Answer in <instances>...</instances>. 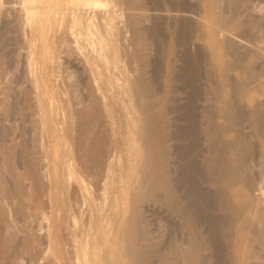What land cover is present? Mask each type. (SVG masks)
I'll return each mask as SVG.
<instances>
[{
  "label": "rangeland",
  "instance_id": "rangeland-1",
  "mask_svg": "<svg viewBox=\"0 0 264 264\" xmlns=\"http://www.w3.org/2000/svg\"><path fill=\"white\" fill-rule=\"evenodd\" d=\"M27 1L0 0V264H264V0Z\"/></svg>",
  "mask_w": 264,
  "mask_h": 264
},
{
  "label": "bare ground",
  "instance_id": "bare-ground-1",
  "mask_svg": "<svg viewBox=\"0 0 264 264\" xmlns=\"http://www.w3.org/2000/svg\"><path fill=\"white\" fill-rule=\"evenodd\" d=\"M23 1V0H22ZM30 1V3L31 2H33L32 4H25V2H26V0H25V2L23 3L24 4V6H23V9H24V16H25V18L24 19H27V23L28 22H31V21H33L35 18H36V16L38 15V9H40V8H42L44 11H45V13H46V17H48V18H52V17H54L55 18V16H56V12L58 11V10H60L59 12H63V13H59L60 15H65L66 13H68L69 11H67L66 10V12L64 11L65 9H64V7H62L61 6V3H64V1L63 0H44L45 2H44V4L46 3V5H43V6H37V5H34V2L35 1H39V4H40V1H42V0H28L27 2H29ZM63 1V2H62ZM79 1V0H78ZM97 2V1H96ZM42 3V2H41ZM88 3H92L91 1H88ZM87 3V4H88ZM93 3L95 4V2L93 1ZM99 3H101V2H99ZM230 3V1L228 2V4ZM234 3H236V2H234ZM80 4H86V3H80ZM92 5V4H91ZM97 5V4H96ZM231 6V5H230ZM234 5H232V7H233ZM22 7V6H21ZM237 7V6H236ZM66 8V7H65ZM41 9V10H42ZM52 9V10H51ZM67 9H68V7H67ZM75 9V8H74ZM73 9V10H74ZM54 10V11H53ZM72 10V11H73ZM76 10V9H75ZM43 12V11H42ZM76 11H73L72 12V14H67V15H70L69 17H70V20H69V22H70V27L71 26H76V25H80V26H83V27H85V28H87V27H89V23H87V21H85V20H82L81 18H83V17H81L80 18V14L79 13H75ZM99 12V11H98ZM44 13V14H45ZM71 13V12H70ZM80 13H82V12H80ZM105 13V12H104ZM53 14H55L54 16H53ZM82 15V14H81ZM60 17V16H59ZM62 17V16H61ZM89 17H91V16H89ZM233 17V16H232ZM104 18V17H103ZM102 18V19H103ZM109 18H110V15H109ZM230 18H231V16H230ZM229 18V19H230ZM23 19V18H22ZM49 19V20H50ZM85 19V18H84ZM221 19V18H220ZM97 20V19H96ZM114 20V19H113ZM222 20V19H221ZM232 20V19H231ZM23 21V20H22ZM111 21H112V19H111ZM227 21V20H226ZM225 22V21H224ZM229 22V21H228ZM236 22V21H235ZM24 23V22H23ZM60 23V22H59ZM92 23V22H91ZM104 23V22H103ZM108 23V22H107ZM221 23H223V22H221ZM32 24V23H31ZM31 24H30V26H31ZM67 24V23H66ZM94 24V23H93ZM111 24V23H110ZM231 24V23H230ZM239 24H241V23H239ZM28 25V24H27ZM65 25V24H64ZM98 25V24H97ZM33 26H34V24H33ZM100 26H102V25H100ZM104 26H105V24H104ZM229 26H231V25H229ZM32 28V27H31ZM69 28V27H68ZM85 28H83V30L85 31ZM91 28V27H90ZM89 28V29H90ZM94 28V27H93ZM97 28H99L98 26H97ZM109 28V27H108ZM107 28V29H108ZM61 29H63V28H61ZM114 29V28H113ZM79 30V29H78ZM200 32V31H199ZM34 33H35V30H34ZM76 33V32H75ZM80 33V32H79ZM78 33V34H79ZM202 33V32H201ZM204 33V32H203ZM31 34V33H30ZM29 34V35H30ZM83 34V33H82ZM81 34V35H82ZM99 34V33H98ZM101 34V33H100ZM113 34V33H112ZM80 35V36H81ZM109 35V34H108ZM27 36H28V34H27ZM72 36V35H71ZM85 36V35H84ZM87 36V35H86ZM29 37V36H28ZM32 37V36H31ZM34 37H35V35H34ZM47 37V36H46ZM75 37V36H74ZM91 37V36H90ZM111 37V36H110ZM36 38V37H35ZM71 38V37H70ZM77 38V37H76ZM96 38V37H95ZM105 38V37H104ZM29 39H31V38H29ZM28 39V40H29ZM87 39V38H86ZM100 39V38H99ZM98 39V40H99ZM102 39V38H101ZM33 40V39H32ZM32 40H30L31 41V43H32ZM76 41V40H75ZM107 41V40H106ZM29 42V41H28ZM79 42V41H78ZM31 43H29L30 45H31ZM99 43V42H98ZM27 44V43H26ZM33 44H35V42L34 43H32V45ZM80 44V43H79ZM82 44V43H81ZM99 44H101V43H99ZM29 45V46H30ZM32 45L30 46V47H32ZM36 45V44H35ZM78 45V44H77ZM92 45H94L93 43H92ZM75 46V45H74ZM103 46V45H102ZM129 46V45H128ZM26 47V46H25ZM80 47V46H79ZM82 47V46H81ZM99 47V46H98ZM33 48H34V46H33ZM93 48V47H92ZM97 48V47H96ZM96 48H94V49H96ZM109 48V47H108ZM106 49H107V47H106ZM29 50V49H28ZM32 50V49H31ZM87 50V49H86ZM102 50V49H101ZM96 51V50H95ZM229 51V50H228ZM28 52H30V51H28ZM28 52H27V55H28ZM90 52V51H89ZM104 52V51H103ZM110 52V51H109ZM31 53V55H32V51L30 52ZM30 53H29V56H31L30 55ZM86 53V52H85ZM93 53V52H92ZM91 53V54H92ZM102 53V52H101ZM209 53V52H208ZM96 54V53H95ZM99 54V53H98ZM110 54H111V52H110ZM109 54V55H110ZM26 55V56H27ZM35 56V55H34ZM38 56V55H37ZM86 56V55H85ZM88 56H89V54H88ZM110 56H112V55H110ZM109 56V58H111ZM96 57H97V55H96ZM28 58H30V57H28ZM31 58H32V56H31ZM30 58V59H31ZM86 57H84L83 59H85ZM234 58V57H233ZM236 58V57H235ZM243 58V57H242ZM257 58V57H256ZM30 59H29V61H30ZM35 58L33 57V59L32 60H34ZM115 59V58H114ZM247 59V58H246ZM27 60V59H26ZM35 60H37V59H35ZM35 60H34V62H35ZM87 60H89V59H87ZM86 60V61H87ZM90 60H91V58H90ZM97 60V59H96ZM237 60V59H236ZM25 61V60H24ZM28 61V62H29ZM94 61H95V59H94ZM98 61V60H97ZM96 61V62H97ZM100 61V60H99ZM247 61V60H246ZM256 62V61H255ZM36 63V62H35ZM88 62H86V64H87ZM230 63V62H229ZM238 63H239V61H238ZM29 64V63H28ZM37 64V63H36ZM89 64H90V62H89ZM96 64V63H95ZM101 64H102V62H101ZM225 64V63H224ZM233 64V63H232ZM33 65H34V63H33ZM227 65V64H226ZM226 65H224L225 67H226ZM250 65V64H249ZM27 66V65H26ZM31 66H32V64H30L29 65V67H30V69H31ZM96 66V65H95ZM102 66V65H101ZM211 66H212V64H211ZM229 66V65H228ZM240 66H241V64H240ZM245 66V65H244ZM252 66V65H251ZM32 67H34V66H32ZM38 67V66H37ZM94 67V66H93ZM97 67H98V64H97ZM104 67V66H103ZM225 67H224V70H226L225 69ZM234 67V66H233ZM236 67V66H235ZM239 67V66H238ZM241 67H243V66H241ZM35 68V67H34ZM34 68L32 69V71H33V73H34ZM92 68V67H91ZM106 67H104L103 69H105ZM222 68V67H221ZM230 68V67H229ZM228 67H227V69H229ZM237 68V67H236ZM247 68V67H246ZM249 68V67H248ZM247 68V69H248ZM28 70L29 72L31 71V70ZM94 69V68H93ZM101 69V68H100ZM245 69V68H244ZM263 69V68H262ZM95 70V69H94ZM98 71L97 72H99V69H97ZM208 70V69H207ZM222 70V69H221ZM220 70V71H221ZM31 71V72H32ZM89 71V70H88ZM105 71H106V69H105ZM227 71V70H226ZM225 71V72H226ZM248 71V70H247ZM206 72V71H205ZM222 72H224V71H222ZM249 72V71H248ZM90 73V72H89ZM95 73V72H94ZM94 73H92V74H94ZM209 73V72H208ZM221 74V73H220ZM227 74V73H226ZM246 74H247V72H246ZM41 75V74H40ZM96 75H98L97 73H96ZM107 75V74H106ZM127 75V74H126ZM134 75V74H133ZM208 75H210V74H208ZM211 75H213V74H211ZM230 75V74H229ZM31 76V75H30ZM92 76V75H91ZM125 76V75H124ZM201 76V75H200ZM221 76H225V74L223 75V74H221ZM33 77H34V75H33ZM39 77V76H38ZM43 77V76H42ZM212 77V76H211ZM217 77V76H216ZM32 78V77H31ZM40 78V77H39ZM97 78V77H96ZM107 78V80H109L108 79V77H106ZM106 78L104 79V80H106ZM36 79V78H35ZM123 79H124V77H123ZM122 79V80H123ZM129 79H130V77H129ZM134 79V78H133ZM132 79V80H133ZM208 79V78H207ZM206 79V80H207ZM233 79V78H232ZM240 79H242V78H240ZM247 79V78H246ZM245 79V80H246ZM264 79V78H263ZM37 80H38V78H37ZM93 80V79H92ZM221 80H223L224 81V79L223 78H221ZM228 80V79H227ZM236 80V79H235ZM238 80V79H237ZM97 81V80H96ZM98 81H100V80H98ZM97 81V82H98ZM135 81V80H134ZM220 83L222 82V81H220V79L218 80ZM217 81V82H218ZM242 82H243V80H241ZM241 81H240V83H241ZM254 81V80H253ZM32 82H34V81H32ZM37 82V81H36ZM41 82V81H40ZM94 82H95V80H94ZM93 82V83H94ZM136 82V81H135ZM210 82H211V80H210ZM239 82V81H238ZM237 82V83H238ZM251 82V81H250ZM109 83V82H108ZM224 83V82H223ZM245 83V82H244ZM247 83V82H246ZM245 83V85L244 84H242V86L244 85V86H246L247 84ZM252 83V82H251ZM32 84V83H31ZM137 84V83H136ZM214 84V83H213ZM216 84V83H215ZM38 85V84H37ZM110 85H111V83H110ZM217 85H218V83H217ZM238 85V84H237ZM253 85H254V83H253ZM35 86V89L37 88V86L36 85H34ZM242 86L240 85V87L242 88ZM243 86V87H244ZM250 86V85H249ZM197 87V86H196ZM252 87V86H251ZM98 88V87H97ZM240 88V89H241ZM250 88V87H249ZM255 88H257V86L255 87ZM107 89V88H106ZM237 89V88H236ZM245 89V88H244ZM248 89V88H247ZM99 90V89H98ZM102 90V89H101ZM221 90V89H220ZM261 90V89H260ZM33 91V90H32ZM230 91V90H229ZM257 91H258V89H257ZM34 92V91H33ZM33 92H32V94H33ZM260 92V91H259ZM101 93V92H100ZM213 93V92H212ZM214 94V93H213ZM243 94V93H242ZM130 96V95H129ZM216 96V95H215ZM43 97V96H42ZM100 97V96H99ZM102 97V96H101ZM104 97V96H103ZM239 98H240V96H239ZM40 99V98H39ZM100 99V98H99ZM217 99V98H216ZM41 101H43V99L41 100ZM50 101V100H49ZM54 101V100H53ZM104 101V100H103ZM36 102V101H35ZM38 102V101H37ZM105 102V101H104ZM154 102V101H153ZM229 102V101H228ZM39 103V102H38ZM42 103V102H41ZM50 103V102H49ZM144 103V102H143ZM223 103V102H222ZM104 104V103H103ZM105 104H106V102H105ZM141 104V103H140ZM146 105H147V103H145ZM151 104V103H150ZM38 105V104H37ZM47 105H49V104H47ZM47 105H45V106H47ZM145 105V106H146ZM205 105V104H204ZM42 106V105H41ZM217 106V105H216ZM39 107H40V104H39ZM43 107V106H42ZM48 107V106H47ZM104 108H105V105H104ZM225 108H227V107H225ZM225 108H223L224 109V111H225ZM245 108V107H244ZM254 108V107H253ZM38 109V108H37ZM45 109V108H44ZM51 109V108H50ZM50 109H48V111L50 110ZM140 109V108H139ZM206 109V108H205ZM46 110V109H45ZM106 110V109H105ZM109 110V109H108ZM136 110V109H135ZM158 110V109H157ZM227 110V109H226ZM41 111V110H40ZM63 111V110H62ZM211 111V110H210ZM223 111V112H224ZM50 112V111H49ZM130 112V111H129ZM138 112V111H137ZM153 112V111H152ZM209 112V111H208ZM226 112H228V111H226ZM46 113V112H45ZM109 113V112H108ZM111 113V112H110ZM155 113V112H154ZM211 113V112H210ZM131 114V113H130ZM152 114V113H151ZM194 114V113H193ZM224 114H226V115H228L227 113H225L224 112ZM237 114H239V113H237ZM44 115V114H43ZM212 115V114H211ZM220 115H222L221 113H220ZM226 115H225V117H226ZM244 115V114H243ZM242 115V116H243ZM253 115V114H252ZM110 116V115H109ZM108 116V118H110ZM112 116V115H111ZM145 116V115H144ZM158 116V115H157ZM217 116V115H216ZM223 116V115H222ZM228 116H230V115H228ZM40 117H41V115H40ZM47 117H48V115H47ZM114 117V116H113ZM131 117H132V115H131ZM232 117V119H233V116H231ZM42 118H44V117H42ZM48 118H50V116L48 117ZM136 118V117H135ZM144 118V117H143ZM157 118V117H156ZM227 118H229V117H227ZM44 119H46V118H44ZM44 119H42V120H44ZM147 120V119H146ZM244 120V119H243ZM251 120V119H250ZM41 121V120H40ZM135 121V120H134ZM159 121V120H158ZM211 121V120H210ZM213 121V120H212ZM227 121H229V120H227ZM144 122V121H143ZM156 122V121H155ZM160 122V121H159ZM43 123V122H42ZM212 123V122H211ZM210 123V124H211ZM221 123V122H220ZM230 123H231V121H230ZM229 123V124H230ZM239 123V122H238ZM244 123V122H243ZM45 124V123H44ZM142 124V123H141ZM145 124V123H144ZM208 124V123H207ZM228 124V123H227ZM227 124H226V126H227ZM240 124V123H239ZM251 124V123H250ZM146 125V124H145ZM153 125V124H152ZM158 125V124H157ZM212 125H214V124H212ZM47 126V125H46ZM160 126V125H159ZM44 127V126H43ZM139 127V126H138ZM145 127H147V126H145ZM144 127V128H145ZM157 127V126H156ZM197 127V126H196ZM216 127H217V125H216ZM221 127H223V126H221ZM230 127V126H229ZM44 128H46V127H44ZM147 128H150V127H147ZM207 127H205V129H206ZM220 128V127H219ZM219 128H216V129H219ZM227 128V127H226ZM234 128H236V127H234ZM213 129V128H212ZM222 129V128H221ZM241 129V128H240ZM252 129V128H251ZM203 130V129H202ZM223 130H226V129H223ZM146 130H144V132H145ZM147 131H148V129H147ZM197 132V131H196ZM212 132V131H211ZM217 132V131H216ZM152 133V132H151ZM236 133H238V132H236ZM60 134V133H59ZM147 134V133H146ZM206 134V133H205ZM246 134V133H245ZM256 134V133H255ZM260 134V133H259ZM149 135V134H148ZM215 135V134H214ZM209 136V135H208ZM216 136V135H215ZM212 137V136H211ZM234 137H237L236 135L234 136ZM239 137V136H238ZM60 138V137H59ZM209 138V137H208ZM210 140V139H209ZM231 140V139H230ZM229 140V141H230ZM235 139H232V144L234 145H232V144H230V146L232 145L233 147H236L237 149V151L238 152H236V150L234 151V153H235V155H234V153H233V157L231 158V156H229L228 157V159H226V162H225V165H224V167H223V171L221 172V177H223V175L225 176V181H223V184H226V185H233V184H238L240 181H242V180H246V181H249V180H247V176H246V174H245V170H244V162H243V159H244V155L246 154V144H239V141H234ZM239 140H240V138H239ZM242 140V139H241ZM218 141V140H217ZM225 141V140H224ZM223 141V142H224ZM197 143V142H196ZM214 143V142H213ZM225 143V142H224ZM228 143V142H227ZM154 144V143H153ZM229 144V143H228ZM143 145V144H142ZM141 145V146H142ZM145 145H147V144H145ZM160 145V144H159ZM148 146V145H147ZM152 146V145H151ZM228 146V145H227ZM146 147V146H145ZM144 147V148H145ZM158 147V146H157ZM222 147V146H221ZM233 147H232V150H233ZM219 148V147H218ZM217 148V149H218ZM149 149V148H148ZM157 149V148H156ZM209 149V148H208ZM216 149V150H217ZM225 149V148H224ZM230 149V148H229ZM146 150H147V148H146ZM158 150V149H157ZM194 150V149H193ZM215 150V151H216ZM143 151H145V149L143 150ZM160 151H162V149L160 150ZM212 152H213V150H212ZM211 152V153H212ZM217 152V151H216ZM149 153V152H148ZM153 153V152H152ZM161 153V152H160ZM220 154V153H219ZM215 155V154H214ZM156 156V155H155ZM154 156V157H155ZM216 156V155H215ZM223 156V155H222ZM221 156V157H222ZM225 156V155H224ZM147 157H149V156H147ZM207 157V156H206ZM145 158H146V155H145ZM212 158V157H211ZM218 158V157H217ZM226 158V157H225ZM147 159V158H146ZM152 159V158H151ZM204 159H205V157H204ZM213 159V158H212ZM215 159V158H214ZM224 159V158H223ZM223 159H221V160H223ZM261 159V158H260ZM148 160V159H147ZM150 160V159H149ZM154 160V159H153ZM217 160V159H216ZM215 161V160H214ZM213 161V162H214ZM225 161V160H224ZM245 161V160H244ZM141 162V161H140ZM246 162V161H245ZM153 163V162H152ZM70 164V163H69ZM147 164H149V163H147ZM154 164H155V162H154ZM206 164V163H205ZM212 164V163H211ZM146 165V164H145ZM68 166H70V165H68ZM220 166V165H219ZM157 167V166H156ZM194 167V166H193ZM69 168H71V167H69ZM196 168V167H195ZM218 169H219V167H217ZM156 169V168H155ZM209 169H211V168H209ZM141 171V170H140ZM196 171V170H195ZM211 171V170H210ZM216 171H219V170H217L216 169ZM149 172V171H148ZM151 172V171H150ZM213 173V172H212ZM212 173H211V175H212ZM216 173H218V176H219V172H216ZM143 174V173H142ZM193 174H194V169H193ZM248 175V174H247ZM149 177V176H148ZM155 177V176H154ZM211 177V176H210ZM217 177V176H216ZM215 178V177H214ZM224 178V177H223ZM250 178V177H249ZM155 180V179H154ZM211 180V179H210ZM214 180V179H213ZM216 181V180H215ZM82 182V181H81ZM210 182V181H209ZM159 183V182H158ZM245 183V182H244ZM248 184H249V182H247ZM222 184V183H221ZM246 184V183H245ZM84 185V184H83ZM251 185V184H250ZM222 186V185H221ZM249 186V185H248ZM247 186V188H249ZM85 187V186H84ZM223 187V186H222ZM230 187V186H229ZM222 191V190H221ZM262 192V191H261ZM223 193H226V192H224V190H223ZM263 193H264V189H263ZM252 194V193H251ZM250 195V194H249ZM222 196V195H221ZM252 196H253V194H252ZM198 198V197H197ZM203 200V199H202ZM231 201V200H230ZM249 201V200H248ZM248 201L247 200H245V199H243L242 197L240 198V200H238L237 201V203L236 204H234L233 206L235 207V208H233V209H235L236 211H237V223H235V224H238V222L239 221H241V219L243 220L244 218H242V215H243V211L247 208V206L248 207H250V205L248 204ZM222 202V201H221ZM232 203V202H231ZM228 205V204H227ZM195 206V205H194ZM253 206V205H252ZM232 208V207H231ZM253 208V207H252ZM94 210V209H93ZM257 210H258V208H257ZM248 211H250V210H248ZM247 211V212H248ZM263 211V210H262ZM244 214H247L246 212H244ZM257 215V214H256ZM232 217V216H231ZM246 217V216H245ZM248 217V216H247ZM260 217V216H259ZM263 217V216H262ZM264 219V218H263ZM245 220V219H244ZM243 220V221H244ZM262 220V219H261ZM231 222V221H230ZM245 222V221H244ZM246 222H247V220H246ZM240 223V222H239ZM99 224V223H98ZM232 224L234 225V223L232 222ZM230 225V224H229ZM228 225V226H229ZM234 227V226H233ZM103 228V227H102ZM229 228V227H228ZM231 228V227H230ZM239 228V227H238ZM241 228V227H240ZM249 228V227H248ZM100 229V228H99ZM105 229V228H104ZM107 229V228H106ZM105 229V230H106ZM234 229H236V227L234 228ZM264 229V228H263ZM85 230V229H84ZM132 231V230H131ZM85 232V231H84ZM83 232V233H84ZM233 232V231H232ZM251 232V231H250ZM257 232H258V230H257ZM91 233V232H90ZM106 233V232H105ZM231 233V232H230ZM236 233V232H235ZM93 234H95V233H93ZM232 234V233H231ZM234 235V234H233ZM232 235V236H233ZM82 236V235H81ZM90 236V235H89ZM99 236V235H98ZM98 236L96 237V238H98ZM104 236V235H103ZM87 237V236H86ZM102 237V236H101ZM100 237V238H101ZM121 237V236H120ZM96 238H94V239H96ZM108 239V238H107ZM262 239V238H261ZM80 240V239H79ZM89 240V239H88ZM103 240V239H102ZM251 240V239H250ZM97 240H95V242H96ZM105 241V240H104ZM231 241V240H230ZM247 241V240H246ZM91 242V241H90ZM101 242V241H100ZM100 242H99V244H100ZM77 243V242H76ZM116 243V242H115ZM102 244V243H101ZM96 245V244H95ZM106 245V244H105ZM74 246V245H73ZM82 246V245H81ZM84 246V245H83ZM110 246V245H109ZM96 247H98V245L96 246ZM95 247V248H96ZM120 247V246H119ZM121 247H122V245H121ZM89 248V247H88ZM91 248V250H92V247H90ZM93 249V251H91L90 249H88V250H90L91 252H89V254L87 253V255H88V257L89 258H85V254H84V252L82 253V251H84L86 248L85 247H83V249L84 250H81L80 252L83 254V256H84V258H85V260L86 259H88V261H83L82 263L83 264H88V263H90V264H100V260L99 259H102V257L100 258V257H98L99 256V254L97 253V250L96 249ZM118 248V247H117ZM78 249H79V247H78ZM77 249V250H78ZM99 249H100V247H99ZM254 249V248H253ZM96 250V251H95ZM127 250H128V248H127ZM115 251V250H114ZM85 252H87V250L85 251ZM110 252V251H109ZM123 252V251H122ZM251 252V251H250ZM254 252V251H253ZM114 253V252H113ZM255 253V252H254ZM104 254V253H103ZM250 254H252V253H250ZM122 255V254H121ZM126 255V254H125ZM256 255V254H255ZM101 256H102V254H101ZM104 256V255H103ZM116 256V255H115ZM251 256V255H250ZM257 256H258V253H257ZM77 257V256H76ZM106 257V256H105ZM108 257H110V256H108ZM119 257V256H118ZM125 257V256H124ZM259 257V256H258ZM128 258V257H127ZM197 258V257H196ZM81 259V258H80ZM109 260V259H108ZM125 260H127V259H125ZM260 260V259H259ZM262 260V259H261ZM82 261V260H81ZM123 261V260H122ZM191 261H193V260H191ZM105 262V261H104ZM101 263L103 264V260H101ZM120 263V262H119ZM127 263V262H126ZM120 264H122V263H120Z\"/></svg>",
  "mask_w": 264,
  "mask_h": 264
}]
</instances>
